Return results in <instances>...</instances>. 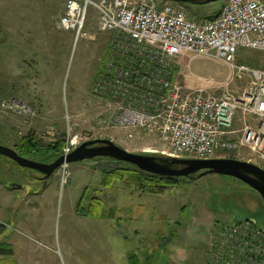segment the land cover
<instances>
[{
	"label": "rangeland",
	"instance_id": "obj_1",
	"mask_svg": "<svg viewBox=\"0 0 264 264\" xmlns=\"http://www.w3.org/2000/svg\"><path fill=\"white\" fill-rule=\"evenodd\" d=\"M170 3L204 19L224 1ZM63 12V0H0V143L19 152L32 135L45 146L61 142L64 152L72 143L108 139L132 153L166 155L158 136L129 139L105 116L104 101L91 94L110 39L98 29L96 8L86 26L90 37L77 43L72 31L58 28ZM237 62L264 70V52L241 49ZM177 65L184 86L198 89L211 80V95H240L250 82L202 57L185 56ZM52 153L30 158L51 163ZM224 158L261 162L246 148ZM129 167L95 158L68 164L45 181L0 155V242L14 250L12 262L0 257V264H131L129 255L139 264H218L210 258L217 227L249 220L264 230V219L248 217L256 209L241 193L253 190L235 178H184L160 194L123 182L126 173L103 184L105 173ZM102 211L108 216L91 215Z\"/></svg>",
	"mask_w": 264,
	"mask_h": 264
},
{
	"label": "built area",
	"instance_id": "obj_2",
	"mask_svg": "<svg viewBox=\"0 0 264 264\" xmlns=\"http://www.w3.org/2000/svg\"><path fill=\"white\" fill-rule=\"evenodd\" d=\"M223 1L215 17L198 19L162 0H63L58 28L72 31L77 43L90 37V9L98 11V29L110 39L91 94L129 139L158 136L166 156L185 159L224 158L246 148L264 169V70L237 62L241 49L264 52V0ZM189 55L224 63L234 77L248 75L249 85L240 95L221 96L206 91L211 80L198 89L184 86L177 60ZM256 225L217 227L212 261L264 264V230Z\"/></svg>",
	"mask_w": 264,
	"mask_h": 264
},
{
	"label": "water",
	"instance_id": "obj_3",
	"mask_svg": "<svg viewBox=\"0 0 264 264\" xmlns=\"http://www.w3.org/2000/svg\"><path fill=\"white\" fill-rule=\"evenodd\" d=\"M184 5H201L221 0H165ZM0 155L16 162L21 168L40 172L48 181L65 163L83 162L95 158H109L131 164L141 171L171 178L188 179L193 175L202 178L207 175H221L235 178L255 191L264 201V169L255 163L233 158L210 160L169 158L148 154H136L120 147L112 140L96 139L86 141L68 155H61L51 163L23 157L17 150L0 143ZM16 185H12L14 187Z\"/></svg>",
	"mask_w": 264,
	"mask_h": 264
},
{
	"label": "trees",
	"instance_id": "obj_4",
	"mask_svg": "<svg viewBox=\"0 0 264 264\" xmlns=\"http://www.w3.org/2000/svg\"><path fill=\"white\" fill-rule=\"evenodd\" d=\"M184 5V4H182ZM217 14V13H216ZM216 14L208 16L209 18H213ZM61 144V142H59ZM44 145L41 142L37 141L36 138L32 135H28L25 139H23V143L19 153L26 158H30L31 155H47L49 152H53L51 157L58 158L63 154L61 150V145ZM49 150V151H48ZM50 157V158H51ZM165 157L166 156H162ZM114 161V160H113ZM45 162V161H43ZM117 162V161H116ZM121 163V162H119ZM127 164V163H125ZM130 165L129 168L115 169L109 171L104 174L103 184L108 186L112 181V178H123V174H127V179H123V182H127L129 184H137L142 190L150 192V193H163L169 186L177 184L183 178H171V177H162L158 175H153L144 171H141L137 167ZM196 175L188 179H194ZM103 214L99 213H91V215L103 216L107 217L108 214H105V211H102ZM113 216V215H111ZM14 255L13 247L10 244L0 242V257L4 258L3 261H11ZM129 260L131 264H139L137 257L135 255H129Z\"/></svg>",
	"mask_w": 264,
	"mask_h": 264
},
{
	"label": "crops",
	"instance_id": "obj_5",
	"mask_svg": "<svg viewBox=\"0 0 264 264\" xmlns=\"http://www.w3.org/2000/svg\"><path fill=\"white\" fill-rule=\"evenodd\" d=\"M241 193H244L245 196L247 198H250V200L254 203V206L256 209L255 211L253 210V212L251 213H247L249 214L250 218H253L254 220L255 219H264V202H263V199L258 195H256V192L253 191V193H251L250 191L248 192H241ZM246 215V214H245Z\"/></svg>",
	"mask_w": 264,
	"mask_h": 264
}]
</instances>
